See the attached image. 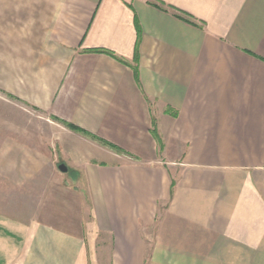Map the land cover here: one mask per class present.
Masks as SVG:
<instances>
[{
	"label": "crops",
	"instance_id": "0c3cea01",
	"mask_svg": "<svg viewBox=\"0 0 264 264\" xmlns=\"http://www.w3.org/2000/svg\"><path fill=\"white\" fill-rule=\"evenodd\" d=\"M0 88V264H264V0H0Z\"/></svg>",
	"mask_w": 264,
	"mask_h": 264
},
{
	"label": "rangeland",
	"instance_id": "374dc122",
	"mask_svg": "<svg viewBox=\"0 0 264 264\" xmlns=\"http://www.w3.org/2000/svg\"><path fill=\"white\" fill-rule=\"evenodd\" d=\"M7 98H10V101H12L16 106H14V108L15 107H22V108H26L27 106H30V105H27L26 103H24L23 101H16V99H14L13 98V96H11L10 94H8V93H6L5 91H3L1 88H0V122H1V117H2V112H3V108L4 107H6V108H8L9 106L7 105V104H5L4 105V101H5V99H7ZM7 101V100H6ZM57 120H58V118H57ZM59 122H61L60 120H58ZM111 148V147H110ZM113 149V148H112ZM119 150H116V149H114V150H116V151H119V152H121V149L120 148H118ZM67 183H71L72 184V182L73 181H66ZM7 198H8V203L9 204H13L15 207L17 206V204L19 203L18 202V199H19V197L18 196H16V195H11V196H7ZM18 212H15V214H17ZM21 214V213H20ZM150 232H152L153 231V229H150L149 230ZM105 255H106V252H103V254H101L100 253V257L101 258H99V261H98V264H107V259H106V257H105Z\"/></svg>",
	"mask_w": 264,
	"mask_h": 264
},
{
	"label": "trees",
	"instance_id": "16d2710c",
	"mask_svg": "<svg viewBox=\"0 0 264 264\" xmlns=\"http://www.w3.org/2000/svg\"><path fill=\"white\" fill-rule=\"evenodd\" d=\"M97 51L107 52V51H105V50H97ZM107 53H109V52H107ZM109 54H111V53H109ZM111 55H112V54H111ZM58 120H60V119H58ZM60 121H61L64 125H66L67 127H69V128L72 129V130L82 132L83 134L89 136L90 138H92V139H94V140H97L99 143H101V144H103V145H106V146H109V147H111V148H113V149L119 150L118 147H116L115 145L109 143L108 141H106V140H104V139H101V138L97 137L96 135H94V134H92V133H90V132H88V131H86V130H84V129H82V128L76 126V125H73V124L68 123V122H66V121H63V120H60ZM119 151H120V150H119ZM173 184H174V181L171 182V188H172Z\"/></svg>",
	"mask_w": 264,
	"mask_h": 264
},
{
	"label": "water",
	"instance_id": "95a60500",
	"mask_svg": "<svg viewBox=\"0 0 264 264\" xmlns=\"http://www.w3.org/2000/svg\"><path fill=\"white\" fill-rule=\"evenodd\" d=\"M58 169L61 171H66L67 167L65 166V164H59Z\"/></svg>",
	"mask_w": 264,
	"mask_h": 264
}]
</instances>
